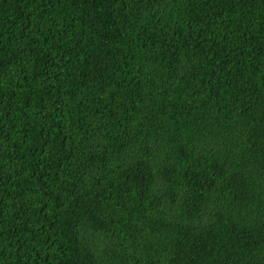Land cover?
<instances>
[{
	"label": "trees",
	"instance_id": "16d2710c",
	"mask_svg": "<svg viewBox=\"0 0 264 264\" xmlns=\"http://www.w3.org/2000/svg\"><path fill=\"white\" fill-rule=\"evenodd\" d=\"M0 264H264V0H0Z\"/></svg>",
	"mask_w": 264,
	"mask_h": 264
}]
</instances>
